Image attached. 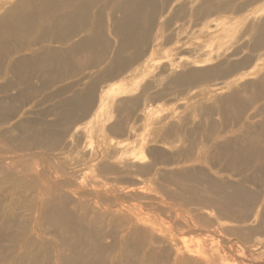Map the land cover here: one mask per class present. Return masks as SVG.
Segmentation results:
<instances>
[{
	"label": "rangeland",
	"instance_id": "rangeland-1",
	"mask_svg": "<svg viewBox=\"0 0 264 264\" xmlns=\"http://www.w3.org/2000/svg\"><path fill=\"white\" fill-rule=\"evenodd\" d=\"M0 264H264V0H0Z\"/></svg>",
	"mask_w": 264,
	"mask_h": 264
}]
</instances>
